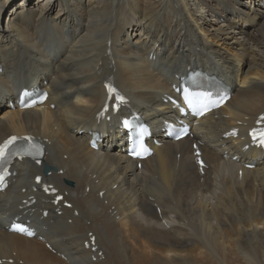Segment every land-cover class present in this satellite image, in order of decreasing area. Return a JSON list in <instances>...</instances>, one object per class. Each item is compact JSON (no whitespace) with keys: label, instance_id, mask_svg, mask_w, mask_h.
I'll return each instance as SVG.
<instances>
[{"label":"bare ground","instance_id":"1","mask_svg":"<svg viewBox=\"0 0 264 264\" xmlns=\"http://www.w3.org/2000/svg\"><path fill=\"white\" fill-rule=\"evenodd\" d=\"M0 17V142L30 134L45 145L41 164H13L0 192V261L264 264V151L245 148L264 113V0H0ZM197 64L231 96L193 120L167 97L179 69ZM30 79L48 98L19 110L14 90ZM107 79L159 142L139 169L111 135L115 116L96 123ZM182 119L192 125L183 139L160 131ZM37 175L56 194H44ZM14 218L32 219L37 235L8 232Z\"/></svg>","mask_w":264,"mask_h":264},{"label":"snow or ice","instance_id":"2","mask_svg":"<svg viewBox=\"0 0 264 264\" xmlns=\"http://www.w3.org/2000/svg\"><path fill=\"white\" fill-rule=\"evenodd\" d=\"M110 93L116 92L114 88H109ZM115 99L117 101V107H119V104L123 102L124 98L117 94L115 96ZM224 98H214L212 93H189L187 90H184V100L189 105V107H192L194 110L198 111L201 115L208 111L210 107H217L220 103H222ZM235 134V132L231 133ZM252 136L253 140L256 141L257 139V133L256 130H252ZM179 138V137H177ZM25 141L27 142L25 144L17 145V141ZM259 143L264 145V132L260 133V140ZM42 149L41 146L33 143L32 137H18V136H10L8 139H6L3 143H0V184H2L5 175H7V168L4 167L13 156H29L32 157L34 160H36L37 163H39V160L37 157L42 155ZM135 155H139V152H136L134 150ZM40 178L37 177V180ZM54 191V189H53ZM13 229L20 232H26L28 231L26 228H24L21 225H13ZM28 235H33L32 232L28 231Z\"/></svg>","mask_w":264,"mask_h":264},{"label":"water","instance_id":"3","mask_svg":"<svg viewBox=\"0 0 264 264\" xmlns=\"http://www.w3.org/2000/svg\"><path fill=\"white\" fill-rule=\"evenodd\" d=\"M47 170H48V167L45 166L44 169H43V171L46 172Z\"/></svg>","mask_w":264,"mask_h":264},{"label":"rangeland","instance_id":"4","mask_svg":"<svg viewBox=\"0 0 264 264\" xmlns=\"http://www.w3.org/2000/svg\"><path fill=\"white\" fill-rule=\"evenodd\" d=\"M263 3V2H262ZM13 8H16V6H13ZM6 12V11H5ZM6 16V15H5ZM1 20H2V18H1Z\"/></svg>","mask_w":264,"mask_h":264}]
</instances>
